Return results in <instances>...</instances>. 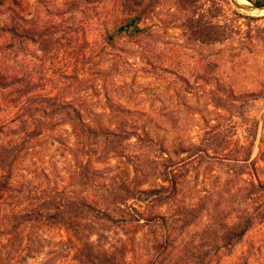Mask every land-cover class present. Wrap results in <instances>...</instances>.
I'll use <instances>...</instances> for the list:
<instances>
[{"label": "rangeland", "instance_id": "374dc122", "mask_svg": "<svg viewBox=\"0 0 264 264\" xmlns=\"http://www.w3.org/2000/svg\"><path fill=\"white\" fill-rule=\"evenodd\" d=\"M0 9V24L12 16L20 30L17 79L0 86V264H76L74 239L47 216L74 202L91 206L74 219L90 239L107 238L115 264H264V192L247 184H264L262 8L7 0ZM134 16L142 32L117 35ZM76 112L90 131L70 120ZM122 182L135 192L128 211L116 200ZM161 185L163 202L137 200ZM32 208L45 222L15 217ZM249 209L252 226L224 247L221 233ZM102 210L126 220L94 222Z\"/></svg>", "mask_w": 264, "mask_h": 264}, {"label": "trees", "instance_id": "16d2710c", "mask_svg": "<svg viewBox=\"0 0 264 264\" xmlns=\"http://www.w3.org/2000/svg\"><path fill=\"white\" fill-rule=\"evenodd\" d=\"M6 1L7 0H0V6H3ZM10 1L16 5L18 4V0ZM247 1L251 2L254 7H264V0ZM3 12V9H0V14ZM261 18L264 19V15L261 16ZM17 24V21L12 16L8 17L6 21H3L0 24V52L4 54L1 61L2 63L0 62V86H2V84H4L6 81H15L17 79V71L13 65L15 62H17L15 48L16 42L20 39V30L18 29ZM140 32H142V28L138 26V17L136 16L132 17L129 21L125 22V24L120 25L117 28V35L122 33L137 35ZM213 39L218 40V38ZM7 67L9 68L7 69ZM211 97L213 103L216 106L222 107L233 114H238V116H243L244 110L242 109V104L237 105L235 103H231L225 97L216 93H213ZM70 120L78 124L82 131H90V128L86 127L87 124L83 121L78 112H76L73 118L70 117ZM250 154L251 152L248 151L245 161L249 160ZM247 184L252 187V191H255L253 188H256L257 186V189L259 188L262 190V192H264V184L261 182L255 184L254 180H249L247 181ZM167 189L168 187L164 185H161L157 188L143 189L139 191L136 198L138 201L153 199L157 202H163L166 198H168V195L166 194ZM121 191L124 192V194H120L116 197L117 203L119 206L124 205L123 208L120 207V211H128V207L131 208V206L127 204V201L128 199L134 198L135 192L131 190L125 182L121 183ZM252 191L250 192L249 190L250 195ZM71 206L70 212H64V210L59 209L60 206L58 205L56 206L55 212L47 216L48 218H52L55 224H58L60 227H62L74 239V242L68 247L69 251L73 252L72 260H74L76 264H115L114 252L106 244L107 238H104V235L101 233L96 232L93 233L95 236L94 239H90L88 234L89 232L86 234L84 233L85 226L77 224L76 222V220L80 219L84 215L81 214L85 209L86 211L88 209H92L91 206L85 202H74V204ZM71 214H76V216H70ZM77 216L79 217L75 220L74 218ZM15 217L20 222H45V215L40 211V209L32 208L27 211H22L21 213H17ZM117 219L126 220L123 217L115 218L105 210H102V212L96 215L94 222H114ZM254 219L255 215L249 209L246 217L243 218L241 225L238 226L234 223L233 225L229 226L224 233H221L220 237L222 236L221 238L223 240L222 245L224 247H229L234 240H237L239 237H241L252 226ZM216 247H219V245H216Z\"/></svg>", "mask_w": 264, "mask_h": 264}, {"label": "bare ground", "instance_id": "6f19581e", "mask_svg": "<svg viewBox=\"0 0 264 264\" xmlns=\"http://www.w3.org/2000/svg\"><path fill=\"white\" fill-rule=\"evenodd\" d=\"M245 7L246 11L248 12H255V11H258L257 8H252V7H249L247 4V2L243 1V0H239ZM261 11H264V8H262ZM254 14V13H253Z\"/></svg>", "mask_w": 264, "mask_h": 264}, {"label": "water", "instance_id": "95a60500", "mask_svg": "<svg viewBox=\"0 0 264 264\" xmlns=\"http://www.w3.org/2000/svg\"><path fill=\"white\" fill-rule=\"evenodd\" d=\"M254 8H259V9H261V7H254ZM263 8V7H262Z\"/></svg>", "mask_w": 264, "mask_h": 264}]
</instances>
